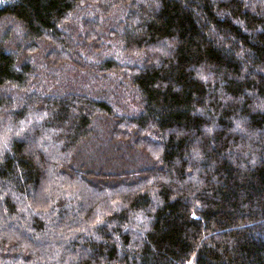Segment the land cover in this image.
Returning <instances> with one entry per match:
<instances>
[{
  "label": "trees",
  "instance_id": "trees-1",
  "mask_svg": "<svg viewBox=\"0 0 264 264\" xmlns=\"http://www.w3.org/2000/svg\"><path fill=\"white\" fill-rule=\"evenodd\" d=\"M1 20L0 264H264V0Z\"/></svg>",
  "mask_w": 264,
  "mask_h": 264
},
{
  "label": "rangeland",
  "instance_id": "rangeland-1",
  "mask_svg": "<svg viewBox=\"0 0 264 264\" xmlns=\"http://www.w3.org/2000/svg\"><path fill=\"white\" fill-rule=\"evenodd\" d=\"M115 11L110 14V15H112L111 18H113L116 15ZM118 15L119 14H117V16ZM7 26L11 27V24L9 21L8 22L6 20L0 21V28H4ZM41 52H42V50L39 52L38 58L40 57ZM118 52H119V50H118ZM38 63H40V64L42 63L41 59L39 60ZM45 75L47 77H49L52 81L55 80L54 84L61 87V88H65V87L67 88L70 86L76 87L82 83V79H79L82 76L78 75L75 70L67 68V67L62 68V69H58L57 71H51V69H45ZM114 83H115V80L112 78H109L106 81V86L107 87L112 86Z\"/></svg>",
  "mask_w": 264,
  "mask_h": 264
}]
</instances>
